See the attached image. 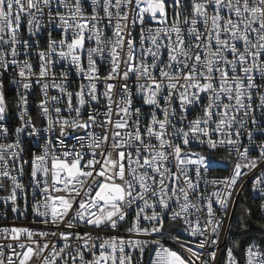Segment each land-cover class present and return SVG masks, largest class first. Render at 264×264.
<instances>
[{
	"label": "snow or ice",
	"instance_id": "1",
	"mask_svg": "<svg viewBox=\"0 0 264 264\" xmlns=\"http://www.w3.org/2000/svg\"><path fill=\"white\" fill-rule=\"evenodd\" d=\"M45 14L62 36L55 40L49 33L46 50L36 52L35 72L30 50L39 41L32 37L43 29ZM25 20L27 40L20 37ZM152 23L158 26H147ZM106 28L111 37H105ZM86 40L95 46L87 47ZM98 60L109 64L103 77ZM62 61L87 83L70 91L68 72L54 71ZM9 69L25 93L39 86L43 98L37 107L46 126L24 119L28 97L20 95L16 139L0 143V188L11 182L10 195L0 199L15 204L18 192L27 199L19 179L27 163L20 137L43 139L41 154L31 160L32 208L44 225L66 230L0 229V264H132L137 251L141 260L146 251L154 253L151 264H215L222 221L215 219L213 204L226 212L237 184L264 165V141L254 139L264 136V0H0V70ZM50 89L58 95H49ZM92 104L96 108L85 119L82 109ZM196 109L200 114L189 120ZM6 112L0 90L4 139ZM68 138L75 141L72 147ZM193 141L208 154L186 151ZM221 148L235 152V162L212 154ZM253 150L259 155L251 156ZM222 165L231 168L230 175L205 178ZM202 184L223 190L205 196ZM252 187L264 198V172ZM205 209L202 225L192 213ZM129 215L127 232L142 239L77 231L115 230ZM177 222L197 238L173 237L187 258L165 246ZM227 258V264H237L232 248ZM245 264H264V241L248 245Z\"/></svg>",
	"mask_w": 264,
	"mask_h": 264
},
{
	"label": "built area",
	"instance_id": "2",
	"mask_svg": "<svg viewBox=\"0 0 264 264\" xmlns=\"http://www.w3.org/2000/svg\"><path fill=\"white\" fill-rule=\"evenodd\" d=\"M63 11V9H62ZM91 13V9H88V14ZM102 14V13H101ZM41 23L44 25L43 29L40 31L38 36L32 37L33 41L38 40L39 46H33V48L30 50L32 52V55L30 57L31 62L34 65V71L38 72V57L36 56V52L40 50H46L47 48V41L49 33H51V38L55 40H59L62 36V33L58 29L52 28L48 22H47V14L43 17L41 20ZM114 23V22H113ZM148 27H157L155 23H152L150 25H147ZM103 27V25H101ZM140 29L137 28L133 35H135L137 40V48H139V35ZM112 32L109 29H105V37H111ZM20 37L24 40L29 39L28 33H27V24L26 20L24 22V26L21 28L20 31ZM86 46L87 47H93L94 42L87 41L86 40ZM29 57H25L21 55L19 57L20 60H24ZM84 66L85 69L87 68V59L84 58ZM98 67L100 71L101 77L107 75V72L109 69L108 63H101L98 60ZM54 71L59 74L62 71L68 72V82L70 83L69 90L75 91L78 89L79 85L81 83H87L86 79L80 74H77L75 68L71 67L67 61H62L57 63ZM14 80H19V77L15 75L14 70L9 69L6 72H3L0 70V82L3 83L4 88L7 86L15 93V104L13 111L11 112L8 109L7 106V112H6V119L3 121L4 125L9 129V138L4 139L3 137H0V143H10L14 139H16L15 136V128L20 127L22 124V121L20 119V111L21 109L18 107L19 104V96L20 95H27L28 97V110L27 114L24 117V119H28V117H31L32 122L35 124L37 128H42L46 126V119H44L40 114V109L37 107L39 104V101L43 98L40 92L39 86L33 85V87L25 93L24 89L22 87H19L17 83H14ZM130 86L133 88L135 87V78L133 77L129 81ZM103 83L98 82V89L99 91H103ZM4 90V89H3ZM2 90V91H3ZM49 95H58V92L56 89H50ZM258 103V101H256ZM75 104V99L73 101ZM7 104V103H6ZM136 106H139V101H137ZM94 108H96L95 104H92L91 106H86L84 109H82L84 118H87V114L89 111H92ZM103 110V109H102ZM144 111H149V109L145 108ZM200 114L199 109H196L194 111L189 112L188 119H194L197 115ZM66 115V113H65ZM257 115L259 116V113L257 112ZM248 127H251L249 125ZM99 132V130H97ZM82 134V133H81ZM21 146L24 149L22 153V159L23 161H27L23 165L24 172L23 175L19 177L20 182L25 185L24 191L27 193V199L25 200L24 194L21 192H18L17 194V201L15 204H13L11 201H5L3 199H0V229L2 228H11V227H27L34 231H49V232H55V231H65L66 229L64 227H60L57 229L56 226L53 225H44L40 222L39 218L35 216L32 205L35 203V200L32 196V189H31V179H30V171H31V160L34 155H39L42 152L44 140L39 139L37 142V139L34 137L28 136L26 133L22 134L21 137ZM243 143L245 145H248V140L246 136L242 137ZM255 142L259 144L261 141H264V136H261L259 134H256ZM66 143L68 147H72V145L75 143L74 140L71 138H68L66 140ZM242 150V149H241ZM186 151H192V152H201L203 154H208V150L205 146L200 145L198 142L193 141L191 145L186 149ZM217 159H223L224 161L226 159H230L231 162H235L236 160V153L235 152H229L226 148H221L218 151H215L212 153ZM251 156H258L259 153L256 150H253L250 153ZM19 163V162H17ZM261 172H264V165L258 166L257 169H253L249 172V174L244 177L236 186V188L233 190V196L231 200L229 201L227 211L225 212L224 209H222L218 204L214 203V211H215V219L222 221L221 227L219 229V243H218V250H217V257L215 264H227V249L232 248L233 250V256L235 258V261L237 264H245V249L253 242H256L260 244L258 241L253 240L247 243L243 248L237 249L236 248V239L232 235V228L235 220V213L237 208V203L239 201V198L243 192V190H247V192L256 199L260 200V209L261 204H264V198H261L259 192L253 191V183L255 181L256 176L260 175ZM13 175H17V172H13ZM231 174V168L230 167H224L223 165L212 171L208 176H206V179H212V178H222L224 176H228ZM3 184L5 187L0 188V198L7 197L11 193V182L10 181H3ZM220 190H223V185H211L209 184L207 187H205L203 184L201 185V191H203L205 196L210 195L211 193ZM39 199V197H37ZM200 203L197 201V206H200ZM13 207H17L19 211L14 212L12 209ZM261 214L264 217V209H261ZM197 216L200 217V223L203 225L204 219L206 217V209L202 212H194L192 213V218L195 219ZM132 215H129L127 222H121L117 229H104L101 231H97L94 229H90L87 227H79L77 231L83 233L84 231H91L93 237H96L97 235H100L102 237L107 238L108 236H120L123 237L125 240H136V239H142L143 237L136 236L135 234H129L127 232V229L131 227L132 222ZM169 227L168 223H166V228ZM183 224L182 222H177L175 225V230L172 231L168 237H167V243L165 244L166 247H171L172 249H178L180 251V245L175 243V240L173 237L176 235H180L181 241H193L197 238L191 237L187 232L183 231ZM3 241H0L2 243ZM53 243H61L55 238H52ZM163 242V241H162ZM212 248H208L207 251H212ZM183 252V251H182ZM184 253V252H183ZM154 255V253L150 251H146L144 253L143 259H140L139 252H133V262L132 264H151V257ZM185 257L187 258V253H184ZM86 259H91V256L86 253L85 254ZM207 259V257H205Z\"/></svg>",
	"mask_w": 264,
	"mask_h": 264
},
{
	"label": "trees",
	"instance_id": "3",
	"mask_svg": "<svg viewBox=\"0 0 264 264\" xmlns=\"http://www.w3.org/2000/svg\"><path fill=\"white\" fill-rule=\"evenodd\" d=\"M3 93L8 109L12 112L15 93L7 86ZM232 235L236 239V245L239 242V247L236 246L237 249L243 248L253 240L259 243L264 241V217L261 214L260 200L253 198L247 190H243L237 203Z\"/></svg>",
	"mask_w": 264,
	"mask_h": 264
},
{
	"label": "rangeland",
	"instance_id": "4",
	"mask_svg": "<svg viewBox=\"0 0 264 264\" xmlns=\"http://www.w3.org/2000/svg\"><path fill=\"white\" fill-rule=\"evenodd\" d=\"M3 89H4V86H3V88L0 89V90H3ZM225 161H226L229 165L232 163L230 159H226ZM173 250L180 252L181 255H184V253H183L182 251L178 250V249L173 248ZM184 256H185V255H184Z\"/></svg>",
	"mask_w": 264,
	"mask_h": 264
}]
</instances>
